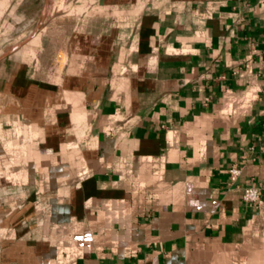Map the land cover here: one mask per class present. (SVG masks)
<instances>
[{"label": "crops", "instance_id": "obj_1", "mask_svg": "<svg viewBox=\"0 0 264 264\" xmlns=\"http://www.w3.org/2000/svg\"><path fill=\"white\" fill-rule=\"evenodd\" d=\"M0 264H264V0H0Z\"/></svg>", "mask_w": 264, "mask_h": 264}, {"label": "built area", "instance_id": "obj_2", "mask_svg": "<svg viewBox=\"0 0 264 264\" xmlns=\"http://www.w3.org/2000/svg\"><path fill=\"white\" fill-rule=\"evenodd\" d=\"M242 172L240 165L233 164L228 167L227 175L230 184H235ZM242 202L255 208L263 206L261 189L255 186H245L242 188Z\"/></svg>", "mask_w": 264, "mask_h": 264}]
</instances>
